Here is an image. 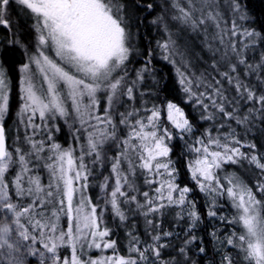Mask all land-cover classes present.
<instances>
[{"label": "snow or ice", "instance_id": "obj_1", "mask_svg": "<svg viewBox=\"0 0 264 264\" xmlns=\"http://www.w3.org/2000/svg\"><path fill=\"white\" fill-rule=\"evenodd\" d=\"M201 3L211 8L214 0H201ZM13 5L24 9L32 21L38 54L31 56L30 60L39 67L47 87L38 90L32 80L25 76L20 115L21 123L26 128L24 139L28 147L17 146L10 151L4 124L9 112L8 79L3 68H0V212L6 210L11 215V223L0 225V248L6 245L9 249L19 250L24 246L21 241L31 240L33 245L39 243L51 254L47 257L50 264H138V261H146L148 248L141 249L138 238L131 232L128 233L131 238L130 252L137 256L118 254L116 241L111 238L112 232L102 219L107 209H101L98 213L99 205L87 194L92 174L89 164L102 166L103 161H110L114 182L109 189V177H104L101 188L105 193V204L110 205L111 212L120 221L127 220L122 205H135V210L148 218L163 216L165 210L171 207L178 206L185 210L187 204V215L192 227H195L200 216L195 202L188 200L191 189L176 183L177 169L170 158L172 148L169 144L174 138L173 130L180 139L184 135L191 137L193 124L185 111L170 101L151 107L133 106L125 112L115 111L121 97H126L135 105L137 95L134 89L144 78L140 72L131 83L126 79L132 48L121 0H0V26L9 30L12 25L8 11ZM175 6L181 14L177 18L191 24L194 29L206 20L212 21L220 29L218 38L226 45L223 56L229 59V71L220 75L246 101H255L264 109V95L258 96L238 76L232 75L237 73V65L230 62L229 50L248 72L264 69V57L260 65L247 64L235 42L231 38L225 41V35H242L251 37L252 43H255L259 34L240 32L235 23L229 33L221 28L218 13L213 15L209 11L206 17L197 20L190 10L178 4ZM148 7L151 8V5ZM235 7L239 11V5ZM240 18L246 17L242 15ZM11 42L19 43V40ZM170 43L171 38L162 45L163 49L169 50ZM48 51L54 53L55 59ZM29 70L28 64L22 68L24 73ZM180 82L190 102L195 100L205 113L209 108V104L204 103L207 99L211 107L229 119H236L237 123L247 121V117L242 121L233 113L226 112L222 103L216 102V98L227 99L223 96L222 86L217 87L221 84L219 80L215 85L204 84L212 89L211 94L194 91L193 81L183 73ZM201 83L203 81H197L196 88ZM98 93H104L107 102L103 114H98ZM140 95L142 99L143 94ZM37 116L44 122L43 128L34 122ZM57 118L63 119L66 124L71 120L70 127L78 123L73 138L79 144L81 136L75 133L82 132L85 143L66 148L55 142L47 122ZM204 118L212 120L214 116L209 114ZM29 128L31 134L27 132ZM40 130L47 131L46 139H35ZM55 131H59V128H55ZM105 145H109L108 150H116L111 157L107 155ZM241 147L255 148V145H243L234 134L222 140L208 132L206 138H198L190 145L189 150L196 155L188 167L192 180L202 192L226 196L237 209V215L227 222L239 224L243 232L239 235L233 232L226 243L239 249L248 264H264V182H257L256 191H253V187L235 175H219L225 164H237L241 160H248L264 174V158L242 152ZM86 157L91 158L90 162H86ZM34 161L38 162L35 166ZM17 166L18 170L10 176V171ZM39 168L47 171V182L37 171ZM141 177L143 183L149 186L147 190L141 191L137 186V180ZM221 179L227 183H221ZM10 184L15 197L18 200L26 199L27 204L13 202ZM258 195L260 198H257ZM138 196L143 199L138 200ZM214 200L215 197L213 206L208 210V215L213 217L217 215ZM7 214L4 220H8ZM180 218L183 219V216ZM147 223L152 225L153 220L147 219ZM13 231L21 238L15 245L8 239ZM164 235L170 236L171 233L165 232ZM160 239L159 234L153 236L157 244L148 246L156 257H160V248L166 246L158 244ZM191 240H195V237ZM59 249H67L69 254L61 256ZM109 249L112 250L111 255L95 258L88 255L93 250L103 253ZM27 250L32 255L39 253L40 264H44L43 251L32 245H28ZM180 251L184 252V249ZM222 264H233L232 256L225 254Z\"/></svg>", "mask_w": 264, "mask_h": 264}, {"label": "trees", "instance_id": "obj_2", "mask_svg": "<svg viewBox=\"0 0 264 264\" xmlns=\"http://www.w3.org/2000/svg\"><path fill=\"white\" fill-rule=\"evenodd\" d=\"M229 1L232 11L220 22L221 28L230 33L233 23L236 26L241 24V28L238 29L240 32L242 30L253 31L259 35L256 37L255 43H252L251 37L242 35L232 38L225 35V41L227 42L231 38L235 42L247 64L260 65L262 57H264V0ZM121 3L129 17L127 25L131 34L130 44L132 48L127 65L128 76L126 79L131 83L132 80L136 79V74L140 72L144 78L138 82L136 89H134L137 95L135 105L126 97H121L115 111L125 112L133 106L138 108L151 107L153 104L160 105L161 102L169 101L176 103L185 111L194 126V133L191 137L184 135V138L180 139L173 130L174 138L169 142L172 148L170 158L173 161V166L177 169L176 183L180 187L191 189L188 200L195 202L200 220L196 222L195 227H192L191 219L187 215L186 204L185 210L178 206L171 207L165 210L163 216L153 215L148 218L136 211L135 205H122L127 220L120 221L111 212L110 205L105 204V193L102 194L101 198L98 194V190L104 183V177H109V189L114 182L110 173L109 160L103 161L102 166L89 164L92 174L89 177L87 194L94 203L99 205L98 213L101 209H107L102 215L103 223L111 230V238L116 241L119 255L125 257L131 255L134 258L137 256L136 253L130 252L131 238L128 235L130 232L138 238L141 249L148 248L145 252L147 260L138 261V264H222L225 254L232 256L233 264H248L239 249L226 243L227 238L233 232L237 235L243 232L239 224L227 222L237 215V209L233 207L231 200L226 196L208 195L206 192H202L192 180L188 165L196 154L191 152L189 147L196 139L206 138L208 132H211L213 136L221 137L222 140L224 137L234 134L235 138L239 139L243 145H255V148L241 147L242 152L264 158V109H261V106L255 101H246L220 75V73L229 71V59H225L223 56L226 45L222 44L218 38L220 29L219 32L215 30L211 35L205 30L203 24H199L195 29L189 24L190 29L186 32L184 29L187 24L184 25L177 21L179 16L175 13L176 8L170 0H121ZM148 5H151V8ZM236 5H239V11L236 10ZM242 15L246 18L241 19ZM8 17H10L12 25L11 30L0 26V64L5 71L9 85V112L5 117L4 124L8 147L12 151V133L9 132L16 123L21 125L19 112L22 105V68L25 64H29L31 56L37 54L38 45L34 39L36 34L32 28V21L24 9L18 5H13L8 11ZM196 18L200 19L199 17ZM177 26H179V32H176ZM169 38H171L170 48L165 50L162 45L169 42ZM17 39L19 43L11 42ZM244 45H248V47L245 48ZM229 57L230 62L237 65V73H232V75L238 76L239 80L255 91L258 96L264 95V69L248 72L244 64H238L237 57L230 50ZM145 68L147 70H144ZM181 73L193 81V89L198 93L207 92L211 94L212 89L206 88L204 84L215 85L216 80H219L221 84L217 87L222 86L223 96L227 99L216 98V102L222 103L226 112L233 113L242 121L247 117V121L237 123L236 119H229L211 107L207 99L204 100V103L209 104V108L208 112L205 113L203 107L197 104L195 100L190 102L188 94L183 91L184 86L180 82ZM197 81H203L199 88H196ZM141 93L143 94L142 99ZM104 96V93H98L100 98L98 114H103L106 107L107 102ZM141 114L143 115V113ZM209 114L213 115L214 119L204 118ZM24 119L26 120L25 117ZM34 122L41 124L43 128V123L38 117ZM53 123L48 128L52 130L55 142L66 148L69 146L79 147V144L85 143L82 132L75 133V135L81 136L79 144L73 138L74 128L79 127L78 123L72 127L69 126L72 123L71 120L67 124L64 120L56 122L57 125H53ZM21 126L26 133L25 125ZM57 127L59 131H55ZM29 129H27L28 134H30ZM35 139H41V135L38 134ZM108 149L109 145H105L107 155L111 157L116 150ZM85 159L86 162L91 160L90 157ZM36 163L38 162L34 161L33 166ZM17 170L18 166L13 168L9 175H14ZM37 171L47 182V171L43 168H39ZM219 175L221 177L235 175L253 187V191H256L257 182H264V174L248 160H241L237 164H225ZM221 183L226 184L227 181L221 179ZM137 186L141 191L147 190L149 187L143 183L142 177L137 180ZM9 188L13 202L27 204L26 199L18 200L15 197L11 184ZM213 197H215L214 210L217 213L214 217L208 215L209 208L213 206ZM257 198H260L259 195ZM137 199L142 200L143 198L138 196ZM181 215L183 219L180 218ZM147 219H152L153 224L149 225ZM62 223L65 222L62 220ZM165 232L171 233V235L165 236ZM157 234L161 236L158 244L166 245L160 248V257L154 256L151 248L148 247L157 244L153 240V236ZM193 236L195 240H191ZM190 240L191 242L188 243ZM181 248L184 249V252L180 251ZM201 248L203 251H200ZM67 254H69L68 250L62 249L61 255ZM111 254V249L103 253L96 250L88 253L94 258Z\"/></svg>", "mask_w": 264, "mask_h": 264}, {"label": "rangeland", "instance_id": "obj_3", "mask_svg": "<svg viewBox=\"0 0 264 264\" xmlns=\"http://www.w3.org/2000/svg\"><path fill=\"white\" fill-rule=\"evenodd\" d=\"M170 1L172 2V4L174 6L178 4L180 7H183L186 10H190L192 13V16L195 19H197L196 17H199V18H201L202 16L206 17V14L210 11L213 13V15L218 13L219 17L221 18V21H222L224 19V17L228 16V14H230L232 11V7H231L229 0H214L213 6L211 8L203 6L201 3V0H170ZM175 8H176L175 13L178 14V16H180L181 14L179 12V8L176 6H175ZM235 16H237V15H235ZM124 19L126 20V22L129 21V17H128L127 13L125 12V10H124ZM197 20H199V19H197ZM177 21L182 22L184 25L187 24L185 26L184 30L186 32L189 31V29H190L189 23H184L180 19H177ZM236 23H239V22H236ZM203 26L205 27V30L207 32H209L211 35L213 34V32L215 30H216V32H219V29L215 26V24L212 21L206 20V22L203 24ZM237 28L240 29L241 24H237ZM176 32H179V26H177ZM241 32H243V30ZM34 39L37 41L36 35H35ZM48 54L51 55L55 59L53 52L48 51ZM28 65L30 67L29 72L28 73L23 72L22 76H21V80H22L21 96H23L22 89L24 87L23 81H24L25 76H28L32 80L33 84L36 86V88L38 90L46 89V87H47V84L43 79V74L39 70V67L34 62H32L31 60L29 61ZM0 68H2L1 64H0ZM22 105H23V100H22ZM22 105H21V108H22ZM20 113H21V109H20L19 114ZM19 116H20V120H21V115H19ZM62 120L63 119L57 118L56 120H54V123H53V121H48L47 124H48V126L52 123H53V125H57L56 122H58V121L61 122ZM42 123L44 124V122H42ZM21 125H23V123H21ZM21 125L16 123L14 128H11V131L9 132V133H12L11 134L12 135L11 141H12L13 149L17 146L23 147L25 149H27V147H28L27 144L25 143V139H24L25 138V132L22 130L24 128ZM29 131L31 134L32 130L29 129ZM38 134L41 135V139L47 138V131L46 130H41V132ZM103 193L104 192L102 191V188L98 190V194H99L100 198L102 197ZM6 214H7L6 210L4 212H0V225H2L5 222L11 223V215L10 214H7L8 220L3 219ZM13 227H15V226H13ZM8 239H9V242L13 243L14 245L17 243V241H21V238L19 237V235L16 231H13ZM21 243L24 246L20 247L19 250H17L16 248L9 249L6 245L3 248H0V264H19V262H22V264H40L39 253H37L36 255H32L27 250L28 245H32L33 248H36V249H39L40 251H43L45 253L44 264H50L47 257L50 256L51 254L47 253V251L45 249H43L39 243L33 245L31 240L21 241ZM61 251H62V249H59L60 255H61Z\"/></svg>", "mask_w": 264, "mask_h": 264}, {"label": "water", "instance_id": "obj_4", "mask_svg": "<svg viewBox=\"0 0 264 264\" xmlns=\"http://www.w3.org/2000/svg\"><path fill=\"white\" fill-rule=\"evenodd\" d=\"M7 144H8V141H7Z\"/></svg>", "mask_w": 264, "mask_h": 264}]
</instances>
